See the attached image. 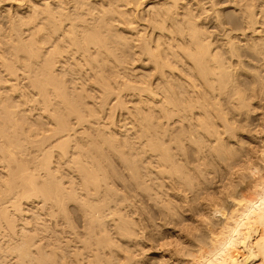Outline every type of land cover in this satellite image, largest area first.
<instances>
[{
    "label": "clouds",
    "instance_id": "clouds-1",
    "mask_svg": "<svg viewBox=\"0 0 264 264\" xmlns=\"http://www.w3.org/2000/svg\"><path fill=\"white\" fill-rule=\"evenodd\" d=\"M0 264H264V0H0Z\"/></svg>",
    "mask_w": 264,
    "mask_h": 264
}]
</instances>
